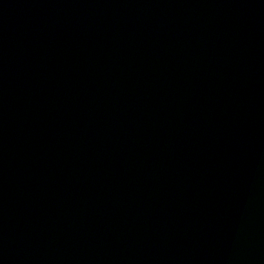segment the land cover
<instances>
[{"label":"water","instance_id":"95a60500","mask_svg":"<svg viewBox=\"0 0 264 264\" xmlns=\"http://www.w3.org/2000/svg\"><path fill=\"white\" fill-rule=\"evenodd\" d=\"M0 264H264V0H0Z\"/></svg>","mask_w":264,"mask_h":264}]
</instances>
